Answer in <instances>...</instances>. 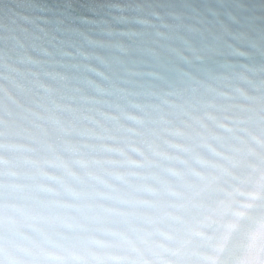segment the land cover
Masks as SVG:
<instances>
[{
    "label": "clouds",
    "instance_id": "1",
    "mask_svg": "<svg viewBox=\"0 0 264 264\" xmlns=\"http://www.w3.org/2000/svg\"><path fill=\"white\" fill-rule=\"evenodd\" d=\"M35 2L75 11L0 30V264H264V2Z\"/></svg>",
    "mask_w": 264,
    "mask_h": 264
},
{
    "label": "snow or ice",
    "instance_id": "2",
    "mask_svg": "<svg viewBox=\"0 0 264 264\" xmlns=\"http://www.w3.org/2000/svg\"><path fill=\"white\" fill-rule=\"evenodd\" d=\"M75 5L66 3L59 9L41 7L35 0H17L12 11L5 16H0V30L15 32L26 24L37 21H47L48 15H72Z\"/></svg>",
    "mask_w": 264,
    "mask_h": 264
},
{
    "label": "water",
    "instance_id": "3",
    "mask_svg": "<svg viewBox=\"0 0 264 264\" xmlns=\"http://www.w3.org/2000/svg\"><path fill=\"white\" fill-rule=\"evenodd\" d=\"M44 2L48 3V4H53L55 2H57V0H44ZM262 2H264V0H262ZM89 3V0H78V4L80 6H86ZM83 10V9H81Z\"/></svg>",
    "mask_w": 264,
    "mask_h": 264
}]
</instances>
